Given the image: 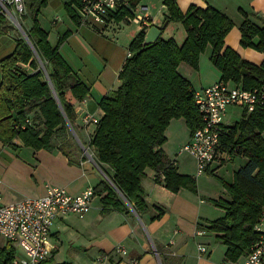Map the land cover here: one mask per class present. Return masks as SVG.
<instances>
[{
  "label": "trees",
  "instance_id": "obj_1",
  "mask_svg": "<svg viewBox=\"0 0 264 264\" xmlns=\"http://www.w3.org/2000/svg\"><path fill=\"white\" fill-rule=\"evenodd\" d=\"M46 1L31 0L28 5L31 26L24 29L29 42L18 37L12 53L0 60V141L15 148L11 142L18 138L24 147L33 150H50L57 142L66 152L70 139L74 142L71 129H74L75 115L65 93L69 90L80 101L86 97L88 89L75 79L58 51L64 38L52 46L47 32L38 23L39 11ZM139 1L126 0L129 7H135ZM163 5L167 11L164 21L167 24L179 22L186 34L184 41L178 44L173 38L159 37L151 44L142 45L144 31H140L128 46L130 55L118 74V87L112 96L103 97L98 103L103 114L89 144L97 165L105 174L93 188L94 194L100 196L102 213L123 211L128 205L137 214H146L149 206L142 186L146 169L153 170L154 181L162 182L170 192L176 193L181 188L197 192L194 178L177 173L176 165L165 159L161 149L170 120L182 118L190 133L201 122L193 101L195 89L178 72L180 63L198 70L200 55L208 45L211 48L209 60L220 73L219 80L244 89L264 88V60L259 65L252 64L225 47L224 38L233 27L225 14L209 5L205 8L189 6L182 13L176 0H163ZM65 9L77 22L70 4ZM238 12L243 18L239 25L240 45L263 52L264 21L253 12L242 9ZM120 15L131 13L123 9ZM5 25L6 18L0 15V32L6 31ZM37 61L43 65L44 73L37 67ZM25 119H29L31 125L23 126ZM263 131L264 105L250 113L243 111L239 121L224 127L220 138V150L227 152L230 158L239 156L247 160L234 172L231 183L221 180L231 199L211 201L224 210V215L210 221L207 229L227 246L225 258L230 261L248 253L256 238L253 226L264 208ZM153 208L156 213L150 220L163 214L160 207ZM15 253L8 243L0 246V264L9 262Z\"/></svg>",
  "mask_w": 264,
  "mask_h": 264
},
{
  "label": "crops",
  "instance_id": "obj_2",
  "mask_svg": "<svg viewBox=\"0 0 264 264\" xmlns=\"http://www.w3.org/2000/svg\"><path fill=\"white\" fill-rule=\"evenodd\" d=\"M176 2L182 13H185L189 6L205 8L209 5L225 14L233 22V27L224 38L225 47L231 48L243 60L252 64L259 65L264 60V51L259 52L240 45L239 25L243 18L238 12L239 9L253 12L264 21V0H176ZM78 3L79 0H76V3L72 0H47L37 17L52 46H55L61 37L64 38L58 51L75 79L88 89L86 97L80 101L76 100L69 90L65 93L67 101L74 109V129H71L74 142L70 139L69 147L63 152L60 143L57 142L50 150L44 148L33 150L24 147L18 138L11 142L15 148H10L0 141L1 203L40 197L45 194L48 186L63 188L71 194H79L88 187L94 188L105 177L89 144L95 126L84 125L82 117L90 113L101 118L103 113L98 103L103 97L112 96L119 85L118 74L128 57L123 56V51L128 53L131 40L140 31L145 32L151 26L161 27L166 22L164 18L167 11L163 0H140L135 7H129L126 0H118L117 9L109 14L104 25L93 22L81 25L77 13ZM69 4L77 17V22L70 18L65 9ZM123 9H128L131 15L120 17ZM134 15L145 17L146 25L134 23L131 20ZM30 26L31 21L25 23L24 29L27 30ZM88 27L90 29H87ZM105 31L112 36L111 41L100 36ZM18 37L13 30L0 32V60L12 53L15 39ZM159 37L164 40L173 38L181 44L186 34L179 22L169 24L166 22ZM208 47L210 55L211 48ZM182 64L180 63L178 67H182ZM210 64L212 70L217 71L216 77L198 86L191 83L195 90L220 79V73L211 62ZM27 68L30 70V67ZM179 132L181 137L175 139L172 133L178 135ZM261 135L264 138V131ZM165 137L166 141L161 147L165 159L176 165L177 173L193 177L196 171L195 159L187 153H176V147L185 144L190 137L185 121L182 118L170 120L165 129ZM246 161V158L239 156H232L229 160L217 159L205 172L208 177L196 180V193L185 188L179 189L176 193L170 192L162 182L154 181L153 170L146 169L142 180L144 200L149 206L146 214L139 215L128 205L123 211L111 210L102 213L100 196L95 195L86 215L82 217L68 215L58 218L53 223L49 237L52 255L43 264L77 262L95 264V258L99 256H106V259L98 264H134V261L135 264H242L246 254L235 261L227 260L225 258L227 246L217 241L216 234L207 228L210 221L224 215V210L216 207L210 200L231 199L221 183L210 175L223 179L218 173L231 163L232 174L229 178H224L231 183L234 172ZM203 174L196 172L197 178ZM212 180L218 182L216 184H219V187ZM203 181L208 183V189L202 186ZM153 206L160 207L163 214L158 219L150 220V216L156 213ZM198 232L202 234L199 235ZM117 245L122 246L126 254L116 253L114 248ZM201 246L205 247L204 252L199 251L198 248Z\"/></svg>",
  "mask_w": 264,
  "mask_h": 264
},
{
  "label": "built area",
  "instance_id": "obj_3",
  "mask_svg": "<svg viewBox=\"0 0 264 264\" xmlns=\"http://www.w3.org/2000/svg\"><path fill=\"white\" fill-rule=\"evenodd\" d=\"M117 7L118 0H79V23L82 25L93 22L104 25L109 14ZM24 13V0H0V15L8 19L13 26H21L19 18ZM131 20L136 24L146 25V19L142 15H134ZM129 55L128 52L127 56ZM193 101L201 122L190 133L189 140L179 148L178 153L190 154L195 159L197 174H203L217 159H230L227 152L220 150V138L225 127L223 119L228 108L241 107L246 113H250L255 107L264 105V88L244 89L241 85L218 80L195 90ZM99 119L87 113L83 115L82 123L96 127ZM25 125H31V121L25 119L23 126ZM94 196L91 187L79 194H71L54 186H48L45 194L40 197L13 203H1L0 194V243L10 244L16 252L6 264H43L52 255L49 237L53 223L68 215H86ZM253 230L256 238L249 246L242 264H264V208ZM198 249L201 252L206 250L204 246ZM114 251L126 254L120 245L115 246ZM105 259L106 256H99L95 258V264Z\"/></svg>",
  "mask_w": 264,
  "mask_h": 264
},
{
  "label": "rangeland",
  "instance_id": "obj_4",
  "mask_svg": "<svg viewBox=\"0 0 264 264\" xmlns=\"http://www.w3.org/2000/svg\"><path fill=\"white\" fill-rule=\"evenodd\" d=\"M24 2H25V13H24L23 16H21V18H19L21 26H19V27L18 26L17 27L13 26V24L8 19H6V25H5V30L6 31L13 30L19 35V37L24 35L23 30H24V27H25V23H28L29 21H31L30 13H29V10L27 8V6L29 5L28 3L30 2V0H25ZM17 17H19V16L17 15ZM124 23L126 24V22H124ZM22 28H23V30H22ZM87 29H90V28L88 27ZM102 34L100 35L101 37H105L106 39L111 41L110 39H111L112 36L110 35V33H107L105 31V32H102ZM22 37H24V36H22ZM208 53H209V47L207 45L205 47V50L203 51V53L200 55L198 70H195V69L191 68L189 65H187L185 63L182 64V67H180V68L178 67L179 72H181L183 75H185V77L187 76V78H189V80L191 81V83L194 86H198L200 83H203V82H205L207 80H211V79L213 80L216 77L217 71L216 70H212L211 64H210V61H209V58H208V56H209ZM126 55H127L126 52L123 51V56H126ZM22 67L25 70L29 71V72L32 71L31 68H30V70L27 68V65L26 66L22 65ZM37 67L44 73V67H43V65L41 63L38 62ZM242 113H243V111L239 107H230V108H228V110L226 111V114L224 116V119H223L224 125L225 126L233 125L235 122H237V121H239L241 119V114ZM169 131H171V130H169ZM172 136L175 137V139H178L179 137H181V134H180V132H179L178 135H175V134L172 133ZM182 145H180L179 147H176V149H177L176 153H178V150H179V148ZM184 154H186V153H184ZM234 163L236 164L237 162L235 161ZM103 168L105 170H107V171L109 170V168L106 167V166H104ZM232 168L233 167L231 166V163H228L225 167H223L219 171L218 175L221 176L223 179H219V178L215 177V175H210V177H212L213 179H215L216 181H218L222 185L221 180L224 181L225 180L224 178H229V175L232 174ZM188 176H191V175H188ZM207 177H208V175L205 173L200 178H197L196 171H195V175H193L192 178H194V180L196 182V180H198V179L207 178ZM232 178H233V176H232ZM212 181H214V180H212ZM225 181H227V180H225ZM218 182L214 181L213 183L215 185H218V187H219V184H216ZM227 182L229 183L230 181H227ZM202 186L207 188V189L209 187V185H208V183L206 181H203V185ZM214 190L216 191L217 189H214ZM210 202H211V200H210ZM0 245H2V242L0 243ZM73 264H82V263L81 262H77V263H73Z\"/></svg>",
  "mask_w": 264,
  "mask_h": 264
},
{
  "label": "water",
  "instance_id": "obj_5",
  "mask_svg": "<svg viewBox=\"0 0 264 264\" xmlns=\"http://www.w3.org/2000/svg\"><path fill=\"white\" fill-rule=\"evenodd\" d=\"M166 25V22L161 26V27H157V26H151L149 27L145 32H144V38L142 41V45H147V44H151L153 42H155L160 35V32L162 30V28H164ZM24 33V32H23ZM24 38L26 39V41L29 42L28 37L26 36V34L24 33ZM49 85H51L50 81H48ZM54 94V92H53ZM55 100L58 103L57 97L54 94Z\"/></svg>",
  "mask_w": 264,
  "mask_h": 264
}]
</instances>
